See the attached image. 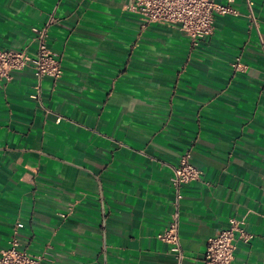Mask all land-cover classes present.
<instances>
[{
    "label": "crops",
    "instance_id": "0c3cea01",
    "mask_svg": "<svg viewBox=\"0 0 264 264\" xmlns=\"http://www.w3.org/2000/svg\"><path fill=\"white\" fill-rule=\"evenodd\" d=\"M250 1L256 25L233 0L193 44L130 0H0V49L35 56L33 28L53 15L62 67L0 80V247L15 236L42 264H176L157 234L177 208L181 264H203L207 239L242 217L252 238L232 264H264V0ZM185 152L202 175L178 187Z\"/></svg>",
    "mask_w": 264,
    "mask_h": 264
},
{
    "label": "built area",
    "instance_id": "2783aa9c",
    "mask_svg": "<svg viewBox=\"0 0 264 264\" xmlns=\"http://www.w3.org/2000/svg\"><path fill=\"white\" fill-rule=\"evenodd\" d=\"M233 0L224 3L216 0H130L128 8L137 13L143 23L176 24L196 44L199 40L213 32L215 14H237L232 7ZM248 22L250 26L257 24L252 11V3L247 0ZM56 22L53 15L42 27H34V41L36 43L35 56L28 55L25 51L0 49V80L9 78L13 70H22L32 66L38 80L43 77L58 79L62 75L60 58L57 53L47 47L48 26ZM260 45L264 55V40L260 38ZM234 70L246 68L239 58L232 64ZM36 93L31 97L37 98L39 86L35 87ZM189 152L180 156L178 163L173 167L172 183L175 186L197 181L201 178L202 171L190 161ZM177 198L179 195L177 194ZM244 218H230L228 227L220 230L216 235L207 239L203 264H232L234 258L235 241L248 242L252 234L245 229ZM157 238L167 244L169 252L173 254L176 264H181L184 258L180 245L178 230L177 208L172 214L169 224L157 234ZM0 264H42L41 255L27 253L19 247L18 239L13 236L7 246L0 247Z\"/></svg>",
    "mask_w": 264,
    "mask_h": 264
}]
</instances>
